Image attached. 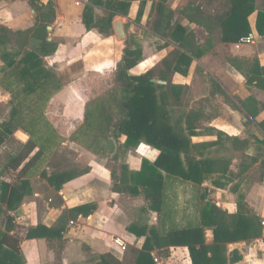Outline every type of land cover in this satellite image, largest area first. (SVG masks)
<instances>
[{"label": "crops", "instance_id": "obj_1", "mask_svg": "<svg viewBox=\"0 0 264 264\" xmlns=\"http://www.w3.org/2000/svg\"><path fill=\"white\" fill-rule=\"evenodd\" d=\"M105 1L0 0V77L9 59L4 53L17 61L29 50L39 55L63 86L44 110L55 131V155H46L31 175L20 177V167L13 170L7 163L30 135L17 128L0 147V154L5 152L0 155V179L19 186L26 182L19 189L23 193L19 202L11 208L0 203L5 212L0 230L4 231L9 220L12 228L8 234L19 242L21 264H97L103 253L121 260L125 247L144 250L145 245L155 264H191L188 247L170 244L165 233L201 226L200 208L206 201L227 213H235L242 203L247 217L258 218L261 235L227 242V264H264V171L260 168L264 160V90L247 85L237 67L240 62L253 61L264 66V34L259 35L255 27L258 11H264V0H254V11L247 18L251 29L248 43L219 41L217 24L201 16L222 14L221 4L226 0H132L126 14L117 13L109 23L108 33L91 26L108 15L101 4ZM160 1L168 16L155 26ZM85 11L90 27L83 22ZM117 20L126 34L123 40L114 31ZM176 22L193 34L192 45L200 54H190L165 36ZM239 46L253 48L254 55L237 53ZM125 47L141 50L132 74L159 65L175 49L191 57L188 67H183L185 72L171 75L172 84L185 86L181 102L173 104L169 99L165 104L169 125L184 128L186 144L180 156L184 166L186 157L230 162V173L206 174L200 184L163 172L160 216L149 206L142 187L135 194L129 191L133 184L126 176L127 171H139L143 159L153 162L157 149L141 141L113 161L117 151L114 155V150L94 153L70 139L83 121L86 103L104 90L103 84L110 83L107 79H112ZM10 100V94L0 87V107H5L0 125L9 119ZM187 125L195 127L193 132L185 128ZM16 131L24 133L27 140L17 137ZM37 150L35 147L29 157ZM51 161L62 166L58 172L75 174L59 189L41 174L49 175L56 169ZM113 166L116 187L111 178ZM80 206L89 207L76 209ZM38 226L56 230L49 236L40 230L28 237ZM203 231L205 244L212 243L211 227L203 226Z\"/></svg>", "mask_w": 264, "mask_h": 264}, {"label": "trees", "instance_id": "obj_2", "mask_svg": "<svg viewBox=\"0 0 264 264\" xmlns=\"http://www.w3.org/2000/svg\"><path fill=\"white\" fill-rule=\"evenodd\" d=\"M131 1L106 0L101 4L108 9L107 16L91 25L85 11L83 22L87 27L91 25L101 32L108 33L109 23L117 13L126 14ZM161 1L156 8L155 26L168 16L167 9ZM221 6L225 10L222 14L208 15L209 18L200 14L204 19H210L209 21L217 24L219 41L237 43L241 37L251 33L247 18L254 11V0H226ZM255 27L259 35L264 34V11H258ZM165 36L190 54L194 56L200 54L192 45L193 34L180 23H174L171 29L165 32ZM18 54L17 51L14 55ZM3 55L9 59L5 63L7 69L0 77V87L10 94L12 107L9 119L0 125V147L6 136L17 128L23 129L30 135L29 141L7 163V166L13 170L20 167L18 175L25 177L31 175L32 171L42 164L46 155H55L53 150L56 144L53 138L55 131L47 121L44 110L50 99L63 86L57 75L44 67L39 55L34 51H23V55L17 61L9 53ZM140 58L139 48L123 49L122 57L113 74L115 85L106 94L86 103L83 121L70 135V139L94 153L103 154H110L116 142L118 150L112 158L113 161H117L120 154L137 146L141 141L157 149L159 153L153 162L143 159L140 170L127 171L126 176L133 184V187H128L129 191L135 194L138 192V187H142L149 206L160 216L163 211V172L200 184L206 174L230 173V162L225 158L197 160L186 157V166H184V160L180 156L186 144L184 128L169 125L165 104L169 99L173 104L181 102L185 86L172 84L171 75L175 71L185 72L186 69L183 67H188L191 57L186 52L175 49L159 65L143 73L132 74L130 71ZM237 67L245 77L247 85L264 90L263 65L253 61L240 62ZM154 77L166 83L152 82L151 79ZM185 128L191 133L195 127L187 125ZM35 147H38V150L29 157ZM51 163L56 169L49 175L43 172L41 174L47 178L50 185L59 189L75 174L71 171L58 172L62 166L55 164L54 161ZM260 168L263 172L264 160L261 161ZM111 178L116 187L118 179L114 166L111 169ZM24 184L25 181L21 182L20 186L11 185L0 179V203L11 208L19 202L23 196L19 189ZM87 207L89 206H80L76 209ZM3 213L5 212L0 206V219ZM245 213H248V210L242 203L238 204L235 213H227L214 203L206 201L200 208L201 226L170 229L165 235L170 244L188 247L191 264H227L225 255L227 242L261 235L258 218H249ZM9 223L10 221L6 220L4 231L0 230V264H21L19 242L8 234L12 228ZM203 226L211 227L213 241L210 244L204 242ZM40 230L45 232L44 236H49L56 228L38 226L30 230L27 236L31 237ZM155 236L156 234L154 238ZM147 247L145 245L144 250L125 247V254L121 260L110 253H103L97 264H155ZM83 250L86 251V248L83 247Z\"/></svg>", "mask_w": 264, "mask_h": 264}, {"label": "rangeland", "instance_id": "obj_3", "mask_svg": "<svg viewBox=\"0 0 264 264\" xmlns=\"http://www.w3.org/2000/svg\"><path fill=\"white\" fill-rule=\"evenodd\" d=\"M129 43V42H128ZM128 46H131L130 44H128ZM237 53H239V54H241V55H250V56H252V55H254V53H253V48L251 49L250 47H245V46H239L238 48H236V50H235ZM111 80V81H110ZM107 79V81H109L110 83L107 85V84H103L104 85V90L101 92V93H99V94H96V96H94L95 98L96 97H99V96H102V95H104V94H106L112 87H113V85H115V81H114V78H113V76H112V79ZM100 85V83L97 85V87ZM97 92V91H96ZM94 97H91V99H93ZM5 109V107L4 106H1L0 107V116L2 115V112H3V110ZM3 153H5L4 152V150H3ZM3 153L2 154H0V155H3ZM4 161H6L5 159H4Z\"/></svg>", "mask_w": 264, "mask_h": 264}, {"label": "water", "instance_id": "obj_4", "mask_svg": "<svg viewBox=\"0 0 264 264\" xmlns=\"http://www.w3.org/2000/svg\"><path fill=\"white\" fill-rule=\"evenodd\" d=\"M113 26H114V31H115V34H116V37L120 40H123L126 38V34H125V31L123 29V25H122V22L120 20H117L113 23ZM152 82H157V83H160V84H163L164 81L163 80H156V79H151ZM15 135L17 137H19L20 139H22L23 141H26L27 140V136L22 133L21 131H16ZM114 145H115V148H114V151H113V155L116 153L117 151V144L116 142H114Z\"/></svg>", "mask_w": 264, "mask_h": 264}, {"label": "built area", "instance_id": "obj_5", "mask_svg": "<svg viewBox=\"0 0 264 264\" xmlns=\"http://www.w3.org/2000/svg\"><path fill=\"white\" fill-rule=\"evenodd\" d=\"M250 41H251V38L249 36H245V37H241L239 39L238 43H248ZM263 224H264V222H263ZM118 244L121 245L122 247H124L123 243L118 242Z\"/></svg>", "mask_w": 264, "mask_h": 264}]
</instances>
